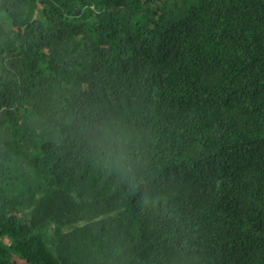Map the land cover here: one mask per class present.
<instances>
[{"label":"trees","instance_id":"trees-1","mask_svg":"<svg viewBox=\"0 0 264 264\" xmlns=\"http://www.w3.org/2000/svg\"><path fill=\"white\" fill-rule=\"evenodd\" d=\"M0 264H264V0H0Z\"/></svg>","mask_w":264,"mask_h":264},{"label":"clouds","instance_id":"clouds-1","mask_svg":"<svg viewBox=\"0 0 264 264\" xmlns=\"http://www.w3.org/2000/svg\"><path fill=\"white\" fill-rule=\"evenodd\" d=\"M86 136L90 138L98 165L125 180L132 192L139 191V202L143 210H151L157 198L142 188L136 175V162L127 147L124 130L114 121L100 120L88 125Z\"/></svg>","mask_w":264,"mask_h":264}]
</instances>
